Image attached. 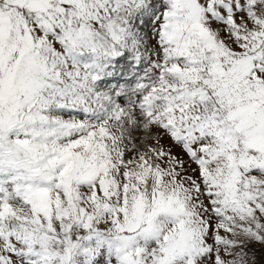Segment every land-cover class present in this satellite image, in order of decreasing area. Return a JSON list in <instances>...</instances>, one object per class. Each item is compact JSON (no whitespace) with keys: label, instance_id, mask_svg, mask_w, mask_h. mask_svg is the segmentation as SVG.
Wrapping results in <instances>:
<instances>
[{"label":"snow or ice","instance_id":"6c2138e0","mask_svg":"<svg viewBox=\"0 0 264 264\" xmlns=\"http://www.w3.org/2000/svg\"><path fill=\"white\" fill-rule=\"evenodd\" d=\"M0 264H264V0H0Z\"/></svg>","mask_w":264,"mask_h":264},{"label":"rangeland","instance_id":"374dc122","mask_svg":"<svg viewBox=\"0 0 264 264\" xmlns=\"http://www.w3.org/2000/svg\"><path fill=\"white\" fill-rule=\"evenodd\" d=\"M177 151H178V149H177Z\"/></svg>","mask_w":264,"mask_h":264}]
</instances>
